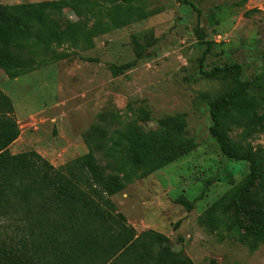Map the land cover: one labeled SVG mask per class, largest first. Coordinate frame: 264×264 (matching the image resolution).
I'll return each mask as SVG.
<instances>
[{"label":"rangeland","instance_id":"rangeland-1","mask_svg":"<svg viewBox=\"0 0 264 264\" xmlns=\"http://www.w3.org/2000/svg\"><path fill=\"white\" fill-rule=\"evenodd\" d=\"M190 1L197 11L181 0H73L53 14L74 37L33 51L39 66L30 71L9 77L0 69L20 129L8 149L35 150L54 167L92 151L126 181L110 198L136 232L162 233L194 264H264V240L238 230L231 213L248 162L224 156L208 131L209 108L232 83L199 72L206 46L195 31L198 24L210 42L203 69L238 63L240 78L260 85L246 98L262 111L264 0ZM227 136L259 161L242 215L262 217L264 136L234 127ZM136 148L149 165L127 163ZM8 233L21 234L14 225Z\"/></svg>","mask_w":264,"mask_h":264},{"label":"trees","instance_id":"trees-1","mask_svg":"<svg viewBox=\"0 0 264 264\" xmlns=\"http://www.w3.org/2000/svg\"><path fill=\"white\" fill-rule=\"evenodd\" d=\"M71 1L0 4V69L16 77L39 66L33 51L73 38L72 29L52 20V15L71 6ZM181 2L197 11L190 0ZM195 31L206 46L199 72L207 76L222 72L232 83L209 108V134L224 156L248 162V172L231 198L233 223L243 233L264 240V215H242L244 200L260 177L259 161L227 136L232 127L241 129L247 138L264 136V110L246 98L260 85L242 80L238 63L203 69L210 42L198 24ZM19 134L12 101L0 90V264H194L190 257L172 249L167 236L152 229L136 232L117 211L110 197L121 191L126 181L117 173H107L92 151L54 167L35 150L11 153L8 147ZM127 163L144 167L151 157L136 148ZM185 205L192 207L191 202ZM11 225L19 229L20 237H9Z\"/></svg>","mask_w":264,"mask_h":264}]
</instances>
